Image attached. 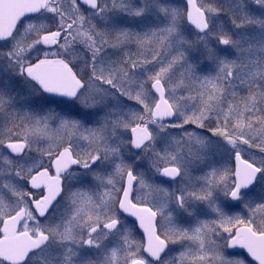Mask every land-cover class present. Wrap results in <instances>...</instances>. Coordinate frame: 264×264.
Instances as JSON below:
<instances>
[{
	"label": "snow or ice",
	"instance_id": "obj_1",
	"mask_svg": "<svg viewBox=\"0 0 264 264\" xmlns=\"http://www.w3.org/2000/svg\"><path fill=\"white\" fill-rule=\"evenodd\" d=\"M0 264H264V0H0Z\"/></svg>",
	"mask_w": 264,
	"mask_h": 264
}]
</instances>
